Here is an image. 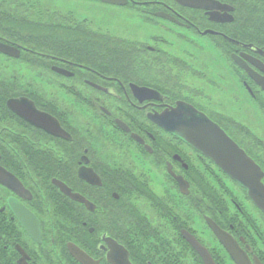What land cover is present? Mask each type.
Instances as JSON below:
<instances>
[{
  "label": "flooded vegetation",
  "instance_id": "1",
  "mask_svg": "<svg viewBox=\"0 0 264 264\" xmlns=\"http://www.w3.org/2000/svg\"><path fill=\"white\" fill-rule=\"evenodd\" d=\"M69 1L128 16L96 26L48 12L46 0H0V43L11 49L0 50V264H83L78 248L98 264H181L185 253L206 264L188 233L216 264H238L208 219L264 264V212L170 130L193 107L264 171L261 32L240 29L236 8ZM175 68L235 111L174 85Z\"/></svg>",
  "mask_w": 264,
  "mask_h": 264
},
{
  "label": "water",
  "instance_id": "2",
  "mask_svg": "<svg viewBox=\"0 0 264 264\" xmlns=\"http://www.w3.org/2000/svg\"><path fill=\"white\" fill-rule=\"evenodd\" d=\"M104 1L112 4H125L127 2V0H125L126 2L124 0ZM176 1L182 6L206 9L213 15L220 11L229 13L235 10L233 5L223 3L220 0ZM0 50L7 53L11 51L9 46L2 43H0ZM180 109L182 108L178 107L176 111H180ZM188 109H191V112L187 113L185 118H181L180 124L176 123L177 130L172 128L170 130L214 160L227 175L247 191L255 205L264 212V171L219 125L193 107ZM123 127L129 131L127 126L123 125ZM208 221L213 232L234 260L238 264H250L247 253L233 236L213 220L208 219ZM186 237L206 264H216L207 247L202 245L194 235L188 233ZM75 255L83 264H98L79 248L75 250Z\"/></svg>",
  "mask_w": 264,
  "mask_h": 264
},
{
  "label": "rangeland",
  "instance_id": "3",
  "mask_svg": "<svg viewBox=\"0 0 264 264\" xmlns=\"http://www.w3.org/2000/svg\"><path fill=\"white\" fill-rule=\"evenodd\" d=\"M45 3H46V8H47L48 12L62 13V14L73 12V14H76L78 19H81L83 17H87L89 20L93 21L94 25L96 24V26L99 24V25H105L107 27L110 22L119 23L121 20L127 19V16H128L126 14V12H127L126 10H122L121 8H112V7L104 6L100 3L85 4V3L69 1V0H46ZM135 28H133V31H135L134 30ZM112 31H115V30L112 29ZM132 35L134 36L135 33H133ZM194 49L195 48H193V50ZM164 67L166 68V66H164ZM174 70H175L174 71L175 77L172 79L174 85H176L177 87H180L182 89H188L190 91V93L193 95V97H196V95L200 94V95L204 96L205 99L203 100V98H198L199 100L206 102V104L208 106L213 107L214 109H219V110H222L224 112L233 113L235 111V109L237 108V107L235 108V106L228 103L225 98H221V97L219 98V99L223 100V103H221L222 102L221 100H215L213 98V96L209 95V93L203 88L204 87L203 85L196 83L197 79H195L193 72L192 73H181L179 71V69H177V68H175ZM166 71L167 72L169 71L168 66H167ZM212 89L213 88H211V90ZM215 90L218 92L217 89H215ZM215 90H213V91H215ZM204 93H205V95H204ZM234 114L237 115V113H234ZM253 114H254L253 120H259L258 113H257L256 109H255V111H253L251 113V115H253ZM257 124L260 125V122H257ZM259 130H261V129H259ZM263 133H264V131L262 132L261 135H263ZM199 167L201 168L200 165H199ZM209 179L211 181H213V179H211L210 176H209ZM234 211L235 210L233 209L232 212H234ZM192 221H193V223L196 222V217L194 216V213L192 214ZM203 229H206L204 225H201L198 228L199 232H201V233L203 232ZM209 242H208V244L211 247L217 246L216 247L217 250L219 252H221L222 249L221 250L219 249L220 248L219 245L213 243L212 241H210V239H209ZM258 244L262 249H264V240L262 243L259 241ZM177 251L179 252V250H177ZM222 251H224V250H222ZM185 254H188L189 257H188V259H186L187 257L184 259V263L182 261V259H183L182 258L181 264H188L189 259H191V261H192V258H191L193 256L192 253H190V254L185 253Z\"/></svg>",
  "mask_w": 264,
  "mask_h": 264
},
{
  "label": "trees",
  "instance_id": "4",
  "mask_svg": "<svg viewBox=\"0 0 264 264\" xmlns=\"http://www.w3.org/2000/svg\"><path fill=\"white\" fill-rule=\"evenodd\" d=\"M236 8L240 29L260 31L264 38V0H220Z\"/></svg>",
  "mask_w": 264,
  "mask_h": 264
}]
</instances>
